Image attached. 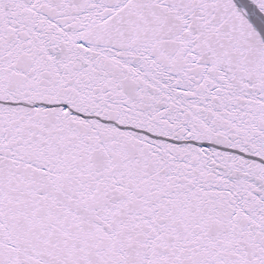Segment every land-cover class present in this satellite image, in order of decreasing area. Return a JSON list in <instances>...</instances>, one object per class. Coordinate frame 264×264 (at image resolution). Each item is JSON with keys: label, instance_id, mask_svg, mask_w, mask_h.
<instances>
[{"label": "snow or ice", "instance_id": "snow-or-ice-1", "mask_svg": "<svg viewBox=\"0 0 264 264\" xmlns=\"http://www.w3.org/2000/svg\"><path fill=\"white\" fill-rule=\"evenodd\" d=\"M0 264H264V0H0Z\"/></svg>", "mask_w": 264, "mask_h": 264}]
</instances>
